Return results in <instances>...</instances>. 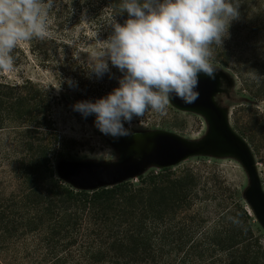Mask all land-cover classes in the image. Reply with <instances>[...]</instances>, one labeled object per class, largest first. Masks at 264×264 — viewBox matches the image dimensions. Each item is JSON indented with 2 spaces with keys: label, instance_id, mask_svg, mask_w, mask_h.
<instances>
[{
  "label": "rangeland",
  "instance_id": "1",
  "mask_svg": "<svg viewBox=\"0 0 264 264\" xmlns=\"http://www.w3.org/2000/svg\"><path fill=\"white\" fill-rule=\"evenodd\" d=\"M239 3L240 16L231 21L222 47L211 46L210 62L216 68L215 96L220 94L216 103L222 111V124L246 142L264 193V141L251 128L255 121L264 122V0H239ZM115 21L124 24L126 20L98 0H54L49 11L47 37L54 39L57 44L52 45L57 46V50L50 52L55 54L51 59L65 62L67 51V57L76 65L75 77L67 76L70 69L61 72L57 62L39 65L32 50L34 38L13 50L11 71H0V81L20 83L30 78L45 93L48 121L44 127H51L55 139L51 160L58 178L63 180L57 167L65 162L123 165L130 172L126 180L135 183L141 171L144 174L152 170L170 172L174 177H181L193 170L199 179L195 189L199 198L193 197V205L180 210L178 219H187L199 211L200 216L212 224L219 217L217 213L229 212L225 214L227 221L233 220L235 212L243 217L247 212L264 248V226L247 195L252 185L250 171L241 156L211 141L220 135L218 118L212 110L183 108L170 100L164 113L149 111L142 120L134 119L135 135L119 138L100 132L95 127V115L84 117L74 110L77 102H95L119 86L122 73L110 61L111 71L102 78L90 73L97 54L106 47L113 31L111 24ZM255 72L261 76L259 80ZM69 80L74 82L71 86ZM2 100L7 104L0 106V222H9V230L0 228V264H74L72 257L65 261L67 252H74V247H63L55 258L47 256L52 245L48 243L50 234L46 224L37 231L27 225L26 221L34 215L27 199L33 180L26 174L32 155L28 144L34 140V134L30 132L28 112L18 117L16 107L8 105L12 99L3 97ZM128 126L125 123V127ZM159 130L172 132L194 145L207 143V146L170 167L150 164L146 160L151 147L149 138ZM107 149L118 157L117 162L105 158ZM30 176L42 186L44 178L40 172ZM35 207L36 213L42 214V203ZM16 213H21L23 223ZM61 243L67 245L65 241Z\"/></svg>",
  "mask_w": 264,
  "mask_h": 264
},
{
  "label": "trees",
  "instance_id": "2",
  "mask_svg": "<svg viewBox=\"0 0 264 264\" xmlns=\"http://www.w3.org/2000/svg\"><path fill=\"white\" fill-rule=\"evenodd\" d=\"M98 1L120 18H129L126 11L122 13L124 0ZM52 43L57 44L51 37L32 40L39 65L57 62L61 72L70 69L67 76L75 77L76 65L67 51L65 62L51 59L55 54L50 52L57 50ZM3 97L12 99L8 105L16 107L18 117L24 111L30 117L34 140L28 144L32 155L26 174L33 181L27 199L34 215L26 222L36 231L46 224L52 245L47 256L55 258L63 247L72 246L75 250L67 252L65 261L72 257L74 264H261L264 260L261 236L247 212L245 217L235 212L227 221L229 212L217 213L212 224L199 211L178 219L179 211L192 206L193 197L199 198L195 192L199 179L193 170L181 177L152 170L141 173L136 183L124 180L96 189L75 188L61 180L51 160L53 132L44 127L48 104L43 90L30 78L20 83L0 81L1 107L7 104ZM251 128L264 141V122L255 121ZM36 171L44 178L41 187L30 176ZM40 203L42 214L36 213ZM15 215L23 223L21 213ZM1 222L0 228L8 231L9 222Z\"/></svg>",
  "mask_w": 264,
  "mask_h": 264
},
{
  "label": "clouds",
  "instance_id": "3",
  "mask_svg": "<svg viewBox=\"0 0 264 264\" xmlns=\"http://www.w3.org/2000/svg\"><path fill=\"white\" fill-rule=\"evenodd\" d=\"M53 6L54 0H0V71L12 70V52L22 42L50 34ZM239 6V0H124L122 13L129 18L111 24L106 47L90 69L102 78L111 71L110 61L122 73L119 86L95 102H77L74 110L95 115L100 132L119 138L135 135L132 121L149 111L164 113L172 98L194 103L200 74L215 79L211 46L222 47L231 21L240 16ZM104 152L106 159L118 161L111 149Z\"/></svg>",
  "mask_w": 264,
  "mask_h": 264
},
{
  "label": "water",
  "instance_id": "4",
  "mask_svg": "<svg viewBox=\"0 0 264 264\" xmlns=\"http://www.w3.org/2000/svg\"><path fill=\"white\" fill-rule=\"evenodd\" d=\"M217 83L215 79L199 76L198 91L200 96L194 103H184L179 98H172L171 100L174 104L183 108L201 107L212 110L216 114L220 126V135L211 141L225 145L232 152L242 157L252 177V185L248 188L247 195L264 226V193L253 157L244 139L222 124L221 108L213 100ZM149 139L151 147L146 154V160L150 164L161 167L173 166L186 157L200 152L207 146V143L194 145L172 132L160 130L154 132ZM57 172L65 182L79 189H96L114 185L126 180L130 173L129 168L123 165H90L66 162L58 165ZM142 172L144 171H141L139 175Z\"/></svg>",
  "mask_w": 264,
  "mask_h": 264
}]
</instances>
